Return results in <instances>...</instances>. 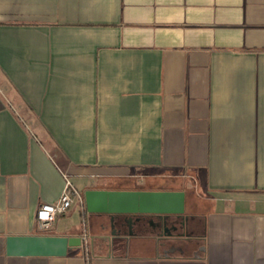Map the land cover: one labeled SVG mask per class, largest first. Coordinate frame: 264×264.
I'll list each match as a JSON object with an SVG mask.
<instances>
[{
  "label": "crops",
  "instance_id": "1",
  "mask_svg": "<svg viewBox=\"0 0 264 264\" xmlns=\"http://www.w3.org/2000/svg\"><path fill=\"white\" fill-rule=\"evenodd\" d=\"M63 172L183 190L184 225L84 202L40 229ZM83 225L87 253H6ZM0 264H264V0H0Z\"/></svg>",
  "mask_w": 264,
  "mask_h": 264
},
{
  "label": "water",
  "instance_id": "2",
  "mask_svg": "<svg viewBox=\"0 0 264 264\" xmlns=\"http://www.w3.org/2000/svg\"><path fill=\"white\" fill-rule=\"evenodd\" d=\"M84 202L88 212L109 214L110 220L120 218L128 222L132 216L144 214L166 217L183 214V190L147 189H86ZM10 255L63 256L80 246L79 236L55 234L9 235L5 239Z\"/></svg>",
  "mask_w": 264,
  "mask_h": 264
},
{
  "label": "built area",
  "instance_id": "3",
  "mask_svg": "<svg viewBox=\"0 0 264 264\" xmlns=\"http://www.w3.org/2000/svg\"><path fill=\"white\" fill-rule=\"evenodd\" d=\"M62 175L64 186L58 198L54 202L40 204L36 210V223L40 229L49 228L58 216L65 214L75 204L83 208L84 198L81 191L73 184L66 172H63ZM79 237L81 246L87 253L89 233L85 225L82 226Z\"/></svg>",
  "mask_w": 264,
  "mask_h": 264
},
{
  "label": "flooded vegetation",
  "instance_id": "4",
  "mask_svg": "<svg viewBox=\"0 0 264 264\" xmlns=\"http://www.w3.org/2000/svg\"><path fill=\"white\" fill-rule=\"evenodd\" d=\"M150 220H153L149 226L147 222L150 223ZM185 216L182 214H170L166 217H150V216H137L135 222L138 223L139 226L144 227V229L151 230H159L162 233H165V227L168 228L169 231L175 230L178 227H182L184 225Z\"/></svg>",
  "mask_w": 264,
  "mask_h": 264
},
{
  "label": "rangeland",
  "instance_id": "5",
  "mask_svg": "<svg viewBox=\"0 0 264 264\" xmlns=\"http://www.w3.org/2000/svg\"><path fill=\"white\" fill-rule=\"evenodd\" d=\"M171 179L178 180V181H180V180H181V181H182V178H180V179H179V178H177V177H172V178L165 177V179H164V180H165V181H171ZM166 184H167V183H165V184H163V185L165 186Z\"/></svg>",
  "mask_w": 264,
  "mask_h": 264
}]
</instances>
